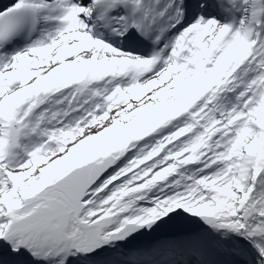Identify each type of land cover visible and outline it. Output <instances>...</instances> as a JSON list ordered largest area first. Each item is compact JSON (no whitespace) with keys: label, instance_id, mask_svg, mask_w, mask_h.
<instances>
[{"label":"snow or ice","instance_id":"obj_1","mask_svg":"<svg viewBox=\"0 0 264 264\" xmlns=\"http://www.w3.org/2000/svg\"><path fill=\"white\" fill-rule=\"evenodd\" d=\"M0 264H264V0H0Z\"/></svg>","mask_w":264,"mask_h":264}]
</instances>
